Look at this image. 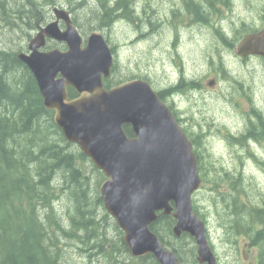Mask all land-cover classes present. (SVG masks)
Returning <instances> with one entry per match:
<instances>
[{
  "label": "water",
  "instance_id": "1",
  "mask_svg": "<svg viewBox=\"0 0 264 264\" xmlns=\"http://www.w3.org/2000/svg\"><path fill=\"white\" fill-rule=\"evenodd\" d=\"M52 16L17 57L33 74L65 140L105 175L99 186L102 203L130 255L152 254L160 264H182L150 228L162 214L173 217L175 237H193L199 263L217 264L205 224L192 206V194L202 187L193 142L175 114L146 80L106 88L114 54L102 31L93 29L84 40L67 8L54 6ZM47 38L65 49L44 50ZM236 54L264 58V25L241 37ZM69 87L74 97L69 98Z\"/></svg>",
  "mask_w": 264,
  "mask_h": 264
},
{
  "label": "rangeland",
  "instance_id": "2",
  "mask_svg": "<svg viewBox=\"0 0 264 264\" xmlns=\"http://www.w3.org/2000/svg\"><path fill=\"white\" fill-rule=\"evenodd\" d=\"M52 1L54 4L48 6L41 4L43 9L49 10L47 19L36 24L30 37L39 26L53 18L54 6L65 7L79 23L77 27L84 40L91 30L99 29L112 47L115 69L109 78L110 82L145 78L155 91L168 90L172 85L181 84L177 93L172 96L166 93L164 101L177 108L176 114L180 117L179 123L183 129L194 131L196 128L201 134L200 153L207 173L205 183L192 196L193 207L200 218L207 219L214 251L221 257L220 264H230L234 252L230 247L226 254L229 262L223 258L214 200L217 193L226 191L209 186L207 180L215 176L210 163L218 170L221 167L232 172L242 169L244 179H241V196L251 206L264 203V160L257 157L260 152L264 154V139L248 146L240 145L232 135L247 134L251 103L255 110L261 109L264 112V59L257 56L242 59L236 54V44L243 35L236 42L234 40V33L241 23L257 29L264 25L259 7L264 0H226L227 4L217 5L218 11H212L209 17L205 16L208 9L204 0L203 3H199V0H136L135 10L140 19L131 21L122 17L105 29H87L86 16L88 9L94 7L92 1L81 3L82 0H72L73 5L69 4V0ZM174 10L177 14L173 15ZM150 21H154L152 26ZM82 28L86 29L85 32ZM11 38L15 39L14 44L9 45ZM29 38L21 40L16 34L0 30V46L4 44L6 48L18 50L21 47L19 51H23L27 49ZM228 40L230 44H227ZM49 46L61 49L62 45L51 41ZM221 68L229 73H223L224 79ZM211 79L214 82L209 85ZM190 80L195 81L192 86H189ZM248 95L254 99L249 101ZM258 128L257 134L262 138L264 127L261 125ZM80 164L90 177L91 187L97 186L99 192V186L105 179L103 172L90 158L81 160ZM98 171L102 173L101 176ZM68 196L60 195L55 201V209L65 224H68V215L74 211ZM102 208L107 213L103 203L96 210L100 217L98 220L104 224V235L116 240L117 224L108 213L104 219ZM188 242L182 245L181 255L189 264L193 259L188 249L194 243ZM79 246L77 242L68 241L60 264H98L97 255L89 256L87 251H79ZM235 256L239 262L244 257L240 251Z\"/></svg>",
  "mask_w": 264,
  "mask_h": 264
},
{
  "label": "trees",
  "instance_id": "3",
  "mask_svg": "<svg viewBox=\"0 0 264 264\" xmlns=\"http://www.w3.org/2000/svg\"><path fill=\"white\" fill-rule=\"evenodd\" d=\"M85 1L94 3V7L87 12V29L108 28L122 17L131 21L141 18L136 14V0H82L81 3ZM202 1L199 0V3ZM42 3L46 6L54 4L52 0H0V30L16 34L21 40L28 39L36 24L47 19L49 10L43 9ZM204 4L208 9L205 16L209 17L212 11H218L217 5H226L227 2L204 0ZM259 7L264 18V2ZM174 14H177L175 10ZM72 19L78 26L76 18ZM150 22L152 26L154 21ZM239 26L234 33L235 42L242 35L257 29L245 23ZM13 40L10 39L9 45L14 44ZM227 44H230L229 40ZM19 50L21 47L14 50L4 44L0 46V264H60L68 241L77 242L79 251H87L89 256L97 255L98 264H134L117 225L116 240L104 235V224L98 220L100 217L96 210L102 206L101 196L97 186L91 187L90 177L80 164L88 157L65 140L53 120V111L43 105L33 74L17 57ZM220 71L224 79L223 73L227 70L221 68ZM104 83L108 86L110 80ZM75 95L69 87V98ZM158 95L163 99L162 94ZM124 130L132 136L129 126H124ZM184 130L193 142L202 177L206 171L200 153L201 134L196 128L194 131ZM233 135L238 136L236 140L240 145H245L243 135ZM212 171L215 176L209 181L218 183L231 179L230 173L221 174V170L214 166ZM99 174L102 175L101 172ZM241 176V172L236 174L229 192L238 188L239 194L242 193L239 184ZM66 194L74 208L68 215V224L60 219L55 209V201ZM231 202L240 204L236 194L231 196ZM257 209L255 206L254 219L262 220L263 208ZM102 210L105 219L108 214ZM173 224L172 216L161 214L150 228L182 264H188L181 255V248L184 243H193V240L186 233L175 237ZM190 247L188 252L193 261L190 260L189 264H194L195 246Z\"/></svg>",
  "mask_w": 264,
  "mask_h": 264
},
{
  "label": "flooded vegetation",
  "instance_id": "4",
  "mask_svg": "<svg viewBox=\"0 0 264 264\" xmlns=\"http://www.w3.org/2000/svg\"><path fill=\"white\" fill-rule=\"evenodd\" d=\"M182 13L184 14V18H186L185 11H183ZM71 17H72V15H71ZM60 27L63 28L62 22H60ZM250 32H252V31H250ZM51 41L54 42L55 44H61L62 45L61 49H65V47H66L65 44L62 42H58L56 40L47 38L46 39V45L43 47L44 50H48L51 48H57L55 46H53V47L49 46V42H51ZM111 50H112V47H111ZM112 52H113V50H112ZM113 54H114V52H113ZM114 69H115V57H114V62H113L112 68H111V75H112V72L114 71ZM109 78H107V79H109ZM107 79H104L103 82H105V80H107ZM142 80H145V78H143ZM123 81H127V80H123ZM123 81H120V82H123ZM181 81H182V78L180 79V82ZM120 82H117V83L110 82V84L108 86H105V83H104V86L106 88H109L110 86L116 85ZM188 83H189V86H192L195 83V81L190 80ZM180 87H181V84L179 83L178 85L170 86V88L168 90H166V89L156 90V93L162 94L163 99L162 98L161 99L164 101V96L166 93H171L170 95L172 96L173 94L177 93V91L180 89ZM247 98L249 99V101H252V99H254V97H252L251 95H248ZM164 102L167 104L166 101H164ZM173 103H175V102L173 101ZM251 105H252V108H251L252 111L250 114V118L248 120V126L249 127H247L249 130L247 131L246 135L243 133L241 134L244 137H246L243 140L244 141L246 140L245 144L248 146L249 145L252 146L253 144H257L260 141L262 142V139H264V136H262V138H260V135L258 136V134H257V133H259L258 127L261 125L264 127V112L261 109L258 110L257 109L258 107H256L257 110H255L253 103H251ZM168 106L173 111V113L176 116L177 121L179 122L180 117H178L176 114L177 108L175 106H173L172 103H170V105H168ZM253 116H255L256 118L254 119ZM125 126H129V125H125ZM132 135H133V133H132ZM243 136H242V138H244ZM236 137H238V136H236ZM236 137L234 136L233 138L237 139ZM253 156L256 157V154L253 153ZM257 157L260 160L261 159L264 160V154H262L261 152L259 153V155H257ZM210 166H211V170H213V166L212 165H210ZM221 171H223L224 174L230 173L232 181L229 179H226L224 181H220V182L214 183L212 185L207 180V182L209 183V186L218 187L217 190H219V191L225 190L226 192H229L233 188V184H234V183L233 184L231 183L229 185V181L234 182V180H235L234 177H236V174L238 172H241V175H242L241 179L242 180L244 179V175H243L244 171L242 169L240 171L237 170L235 172H232L230 170H225V168L221 167ZM205 175L201 177L202 186L205 183ZM241 179L240 180L238 179L239 184L241 183ZM226 192H219V193H217V197H215L216 198V200H215L216 201V203H215V207H216L215 209L216 210L215 211L217 212V216H218L216 223L218 224L217 228L220 231V235H221L220 240L222 242V253L224 255L223 258L227 262H229L226 259V254L228 253V251L230 250V247H231L232 248L231 250L234 252V254L231 258V261L229 262L230 264H264V203L263 204L259 203V205H256L258 208L257 210H260L263 208V210H262L263 211L262 212L263 219L262 220L254 219V207L255 206H251L249 203L245 202L244 198L241 196V194H239L238 188L234 189L233 192H229L227 195H224V193H226ZM234 194L237 195V198H238L240 204H235L234 202H231V196ZM234 205H236V207H234ZM237 207H239V208H237ZM239 213H242V214H239ZM201 216H202V213H201ZM202 221L205 224L206 237H207L208 243H209V245H210V247H211V249H212V251L216 257L217 264H220L221 257L219 255H217V253L214 251V246H213V242H212L211 237H210V229L208 227L207 219H205V220L202 219ZM187 235H189V234H187ZM122 236H123V234H122ZM191 238H192L193 243H194L193 245L195 246L194 260L196 262L194 264H206V263H199L196 260V244H195L193 237H191ZM122 241H123V238H122ZM238 251L242 252L244 255L243 260H240V262H239V258L237 256H235V254ZM131 258H132V262L134 264H160L152 254H145V255H142L139 257L131 256Z\"/></svg>",
  "mask_w": 264,
  "mask_h": 264
}]
</instances>
